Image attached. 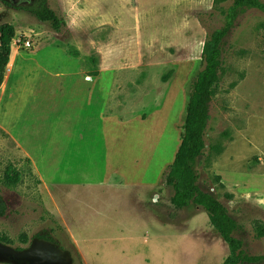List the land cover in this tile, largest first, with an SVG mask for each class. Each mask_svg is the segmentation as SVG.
Instances as JSON below:
<instances>
[{"label":"rangeland","instance_id":"1","mask_svg":"<svg viewBox=\"0 0 264 264\" xmlns=\"http://www.w3.org/2000/svg\"><path fill=\"white\" fill-rule=\"evenodd\" d=\"M47 3L61 31L28 6L0 0V25L11 23L34 40L18 59L13 88L22 86L24 98L32 88L47 97L64 86L81 90L91 119L97 114L106 122L83 129L75 107L66 105L77 96L71 90L60 92L42 117L22 110L34 122L22 140L44 174L0 121V196L8 206L0 235L12 240L0 242L15 251L13 258L0 252L6 257L0 264H35L34 255L17 254L44 245L66 252L72 264H222L228 244L201 206L171 204L166 174L181 143L192 81L203 68L204 43L222 25L228 4L219 12L214 0ZM55 104L69 112H56ZM10 109L1 108L0 119L7 121ZM205 141L200 185L238 221L247 252L264 257V237L255 235V224L264 221L260 9L245 11L223 43ZM10 167L21 176L8 186Z\"/></svg>","mask_w":264,"mask_h":264},{"label":"trees","instance_id":"2","mask_svg":"<svg viewBox=\"0 0 264 264\" xmlns=\"http://www.w3.org/2000/svg\"><path fill=\"white\" fill-rule=\"evenodd\" d=\"M223 4H228L223 23L209 33L203 46V68L191 84L181 143L166 174V184L173 189L170 201L175 208L180 209L196 204L206 211L211 225L219 232L230 249L228 257L222 264H252L261 261L264 257L247 252L244 241L236 235L240 224L214 192L200 185L197 170V164L206 148L205 135L214 87L218 82L222 64L223 43L245 11L251 8L264 11L263 0H214V9L222 12ZM27 9L40 21L49 22L56 31H61L63 22L57 12L48 5L47 0H37L35 5L28 6ZM211 13L214 14L215 11ZM15 34L16 29L13 24L0 25V87L4 81L6 69L10 66L12 52L9 45ZM20 176L19 171L10 167L5 173L4 182L8 186L15 185L20 181ZM217 178L221 179L220 176ZM7 208L5 199L0 196V216L6 214ZM255 235L264 237V221L255 224ZM40 236L43 237V235ZM0 241L10 243L12 240L5 235H0Z\"/></svg>","mask_w":264,"mask_h":264},{"label":"crops","instance_id":"3","mask_svg":"<svg viewBox=\"0 0 264 264\" xmlns=\"http://www.w3.org/2000/svg\"><path fill=\"white\" fill-rule=\"evenodd\" d=\"M22 55H24L23 50L19 52H12L10 66L7 67L6 69L3 84L0 87V111H1V108L5 110L7 107H11L10 111L7 110L11 116L7 121L4 120L3 118H1L0 121L2 122V125L14 135V137L18 140L22 148L26 151L27 155L31 158L34 164L35 170L38 171L39 173L41 172L44 173L42 171L41 165L35 162V157L33 153L30 152V149L26 147L24 141L22 140L25 134V129L28 130V128L31 127V125H34L33 124L34 122L32 124L26 122L27 120L26 117L29 115L23 114V112H21L22 110H26L25 113L32 111L34 112V115L38 114L37 112H40L39 113L40 115L42 110H46V111L52 110L49 108L52 107V105L56 102V100L58 99L56 98V96H59L60 92H69L71 90L72 94L74 95L75 93L77 96L76 97L72 96V100L68 101L66 105L75 107L74 110L77 111V114L75 115L77 119H79V121L83 123L84 125L83 129L85 128V125H88V126L94 127L95 130H97L101 126L100 123L106 122V121L97 117V114H94L93 115L94 118L91 119L90 112H88L89 107H91L90 99L85 97L84 92H82L81 90L76 91L73 88H68V86H64V89L61 91L57 90L54 93L51 92L50 94H48L49 97L46 96L47 93L43 92L46 90L38 91L36 88H32V89H29L30 91L26 94L24 98L23 97L24 91L22 90V86H19L16 89L13 88L14 87L13 85L16 82L15 76L18 71V59L20 57H23ZM9 69L11 71H9ZM86 76H89V75H86ZM93 78L94 77L91 76V79H86V78L85 79L86 81H91ZM23 89H25V87ZM79 97L82 98L83 100L82 102ZM55 105L53 106V108L55 107L56 112L57 111L58 112H67V111L69 112L67 108L58 109V105L57 104ZM62 106H64V104H62ZM40 117L42 116L40 115ZM16 118H18V120H23L22 124H20V122H17L14 124L13 121ZM111 122L118 123L116 121H111ZM19 124L21 125V128L18 127ZM39 126L40 125H38V128ZM60 215L63 216V214H60Z\"/></svg>","mask_w":264,"mask_h":264},{"label":"water","instance_id":"4","mask_svg":"<svg viewBox=\"0 0 264 264\" xmlns=\"http://www.w3.org/2000/svg\"><path fill=\"white\" fill-rule=\"evenodd\" d=\"M0 252L5 255H14L15 251L10 249L7 245L0 242ZM34 255L37 257L34 261L35 264H72V261L64 255L62 250L58 247L44 245L33 246L28 250L17 254L18 257ZM6 260V257L0 256V261Z\"/></svg>","mask_w":264,"mask_h":264},{"label":"built area","instance_id":"5","mask_svg":"<svg viewBox=\"0 0 264 264\" xmlns=\"http://www.w3.org/2000/svg\"><path fill=\"white\" fill-rule=\"evenodd\" d=\"M34 46V40L28 34L16 33L9 47L11 52H19L21 50L30 49ZM86 79H91V76H86Z\"/></svg>","mask_w":264,"mask_h":264},{"label":"flooded vegetation","instance_id":"6","mask_svg":"<svg viewBox=\"0 0 264 264\" xmlns=\"http://www.w3.org/2000/svg\"><path fill=\"white\" fill-rule=\"evenodd\" d=\"M2 1L8 5L18 6V7H26V6H29L31 3H33L34 0H2ZM63 253H64V255H66L69 258V260H71L69 255L66 252H63ZM13 257H14V255H11L10 258H13Z\"/></svg>","mask_w":264,"mask_h":264}]
</instances>
